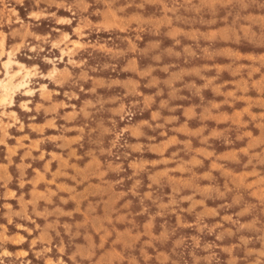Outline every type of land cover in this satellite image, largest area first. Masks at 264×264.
Here are the masks:
<instances>
[{
    "label": "rangeland",
    "instance_id": "1",
    "mask_svg": "<svg viewBox=\"0 0 264 264\" xmlns=\"http://www.w3.org/2000/svg\"><path fill=\"white\" fill-rule=\"evenodd\" d=\"M54 263L264 264V0H0V264Z\"/></svg>",
    "mask_w": 264,
    "mask_h": 264
},
{
    "label": "crops",
    "instance_id": "2",
    "mask_svg": "<svg viewBox=\"0 0 264 264\" xmlns=\"http://www.w3.org/2000/svg\"><path fill=\"white\" fill-rule=\"evenodd\" d=\"M180 112L179 115L184 118V120H179L177 121L172 127L173 128H169V130H174L172 131V133H183L184 130H186L187 132H189L190 134H192V136L194 137L195 134H197V132L202 128L200 125L197 126H189V122H191L192 120L196 119L200 114H201V110H199L195 105L193 104H185L183 106H178ZM213 107L209 108V113L212 115L211 116V121H215L216 118L218 117H227V118H233L235 116V112H237V110H232V112L229 113H224L222 110H218L215 111L214 109H212ZM235 111V112H234ZM170 114H163V113H159L158 110L156 109H151L149 111V117L147 121H152V120H156L157 118L161 117L162 119H166L167 117H170ZM172 117H178L176 115H172ZM145 122V121H143ZM220 122V121H217ZM151 123V122H150ZM157 121H155L153 123V125H157ZM210 131H214V130H210ZM174 134H167V139L166 140H162L159 144H151V145H155L157 147H161V149H159V151L156 153L154 151H152L154 154H157L158 156L163 155L164 153V148H165V144L167 143V141L169 140V138L173 137ZM203 138H206V140H208L209 138H213L211 136V133L209 134H204ZM191 143V142H190ZM250 140H247V142H245V144H249ZM209 145V144H208ZM191 149H193V152H195V156L193 158H190V160L185 161V164L191 165V166H195V167H201V166H205L203 163V160H207L208 163L205 166V168L200 172V176L203 180H207L206 183H203L202 185H208L207 183H210L209 181L214 178V171L216 170V168H218L220 165L217 159L211 160L209 158V156H215L217 155V153H214L210 148L205 147V146H192L191 145ZM203 152L205 154H203L202 156H199L197 152ZM152 153V154H153ZM208 154V155H207ZM55 264V263H54Z\"/></svg>",
    "mask_w": 264,
    "mask_h": 264
},
{
    "label": "bare ground",
    "instance_id": "3",
    "mask_svg": "<svg viewBox=\"0 0 264 264\" xmlns=\"http://www.w3.org/2000/svg\"><path fill=\"white\" fill-rule=\"evenodd\" d=\"M20 74V71H18V72H16L15 74H13L12 76H11V82H12V79H14L16 76H18ZM24 78V77H23ZM23 81V80H22ZM11 82H10V84H7V85H5L4 87H3V89L4 90H6V91H9V94H10V99H11V101H12V94L14 93V89H20V88H23V86H24V82L23 83H18V84H16L15 86H13L14 88H13V90H11L10 89V85H11Z\"/></svg>",
    "mask_w": 264,
    "mask_h": 264
}]
</instances>
